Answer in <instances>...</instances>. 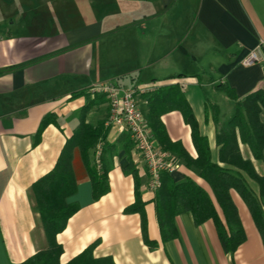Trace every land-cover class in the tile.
<instances>
[{"label": "crops", "instance_id": "0c3cea01", "mask_svg": "<svg viewBox=\"0 0 264 264\" xmlns=\"http://www.w3.org/2000/svg\"><path fill=\"white\" fill-rule=\"evenodd\" d=\"M261 43L264 0H0V264L20 263L47 247L32 184L54 167L82 121L104 133L86 151L98 172L109 166V190L92 197L88 165L75 146L76 191L66 200L78 209L56 235L61 264L91 245L94 257L115 264H264V240L233 189L246 239L232 256L213 220L196 224L190 211L174 217L176 236L162 241L146 165L127 131L105 124L106 95L90 91L106 82L124 90L156 86L136 97L147 118L149 98L156 96L155 111L170 106L168 85L176 84L217 160L212 105L220 121L234 110L218 85L232 88L238 100L264 89V53L251 65L240 63ZM260 117L264 121V110ZM159 118L169 139L196 158L181 111L169 108ZM167 151L181 164L171 179L197 182L222 218L207 182L176 151ZM240 151L264 174V159L255 160L244 144ZM136 192L142 211H126ZM144 237L156 244L150 247Z\"/></svg>", "mask_w": 264, "mask_h": 264}, {"label": "trees", "instance_id": "16d2710c", "mask_svg": "<svg viewBox=\"0 0 264 264\" xmlns=\"http://www.w3.org/2000/svg\"><path fill=\"white\" fill-rule=\"evenodd\" d=\"M234 101L232 114L220 121L219 109L212 105L214 122L218 128L215 142L218 147L217 160L211 156L208 138L199 133L193 112L177 85H168L173 90L170 106L153 109L155 95L149 98L150 112L147 116L154 138L164 150L176 151L184 164L193 167L209 185L214 199L222 212L218 215L216 205L210 194L197 182L187 178L174 182L169 173L161 175V185L155 190L156 214L162 241L176 236L174 217L184 211H190L194 222L200 224L212 219L223 250L231 256L245 239V232L237 208L231 198L230 190H235L247 205L254 223L264 240V174L257 172L252 160L245 158L240 151V144L248 146L255 160L264 159V121L260 113L264 110V89L258 88L238 100L235 91L218 85ZM169 108L181 111L184 120L191 126L192 141L197 157L192 158L177 142H172L160 121L161 112ZM50 121L45 117L38 132ZM104 139L100 125L95 127L82 121L76 132L67 140L54 167L32 184L35 208L39 213L47 247L39 250L26 260L17 264H61L59 261L62 246L56 235L63 230L68 218L78 209V205L67 202V197L76 191V182L71 166L72 149L79 146L86 165L88 151L98 139ZM108 165H102L97 171L88 165L92 185V197L98 199L109 190ZM126 211H142V203L136 192L135 202ZM150 247L156 243L144 237ZM93 246H89L64 264H115L110 257H94Z\"/></svg>", "mask_w": 264, "mask_h": 264}, {"label": "built area", "instance_id": "2783aa9c", "mask_svg": "<svg viewBox=\"0 0 264 264\" xmlns=\"http://www.w3.org/2000/svg\"><path fill=\"white\" fill-rule=\"evenodd\" d=\"M262 53H264V43L247 52L240 59V63L244 66L251 65L261 60ZM156 89V86H146L124 90L112 82L95 84L90 87L91 92L106 95L109 111L105 124L116 125L127 131L146 165L148 186L153 191L160 187L163 172L171 173L181 166L167 150L156 144L148 120L136 100L137 95Z\"/></svg>", "mask_w": 264, "mask_h": 264}]
</instances>
